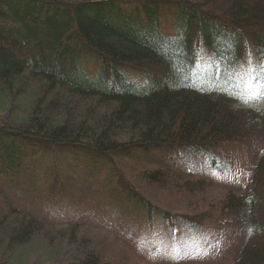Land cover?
Listing matches in <instances>:
<instances>
[{"label":"trees","instance_id":"1","mask_svg":"<svg viewBox=\"0 0 264 264\" xmlns=\"http://www.w3.org/2000/svg\"><path fill=\"white\" fill-rule=\"evenodd\" d=\"M262 86L264 0H0V246L264 264V144L244 189L223 174L264 143Z\"/></svg>","mask_w":264,"mask_h":264},{"label":"rangeland","instance_id":"2","mask_svg":"<svg viewBox=\"0 0 264 264\" xmlns=\"http://www.w3.org/2000/svg\"><path fill=\"white\" fill-rule=\"evenodd\" d=\"M168 21V20H167ZM162 31L165 34H169L172 31V26L163 22ZM263 139H256L255 137L248 139L247 141L243 142L241 145L227 148L223 155L226 157V163L228 165V169L224 171L223 174L227 178H233L234 185L233 187L237 190L244 189L245 184L248 183L249 176L251 175V170L253 165L255 164L257 153L260 148L263 146ZM152 161H156V163L167 164L168 159H170V155L163 154L155 155ZM167 158V159H166ZM171 159L177 166L180 167H187L189 163L184 160H180L179 157L177 159L172 156ZM197 166H200L201 163H197ZM77 171L79 169H76ZM80 174L78 173V176ZM76 181L77 177L75 176ZM79 185L76 187V194L78 196L81 195H91L93 198L96 197V193L98 192L97 185L94 184V180L90 178L80 177L79 178ZM155 193V192H154ZM159 198V195H157ZM165 197V196H163ZM166 198V197H165ZM172 209H182L181 203H171ZM50 214V213H49ZM50 216H52L50 214ZM243 237V236H242ZM240 238V237H239ZM241 239V238H240ZM66 243H63L61 251L62 253L59 254L57 257L54 255L55 249L45 250L42 246V243L31 242L27 244L25 247L21 249V247L11 249L9 245L3 244L0 246V264H64L66 260L70 259L68 255L71 254V248H68ZM69 246V245H68ZM226 248H231L230 246H226ZM226 250L224 253L218 252L215 255L212 264H228L226 259ZM74 257V256H73Z\"/></svg>","mask_w":264,"mask_h":264},{"label":"snow or ice","instance_id":"3","mask_svg":"<svg viewBox=\"0 0 264 264\" xmlns=\"http://www.w3.org/2000/svg\"><path fill=\"white\" fill-rule=\"evenodd\" d=\"M262 87H264V86H262Z\"/></svg>","mask_w":264,"mask_h":264}]
</instances>
